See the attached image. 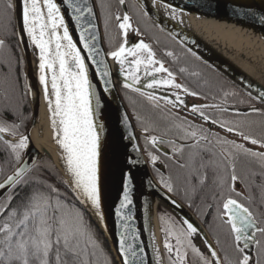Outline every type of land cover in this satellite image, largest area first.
Here are the masks:
<instances>
[{"label":"snow or ice","instance_id":"6c2138e0","mask_svg":"<svg viewBox=\"0 0 264 264\" xmlns=\"http://www.w3.org/2000/svg\"><path fill=\"white\" fill-rule=\"evenodd\" d=\"M156 2L153 0V4ZM63 3L76 23L78 40L70 32L56 0H16L15 4L8 0L5 6L8 26L12 19L9 13L18 8L22 28L0 37V49L7 48L10 39L18 38V43L24 44L27 37L25 47L31 48L36 58L37 81L63 176L50 166V160L42 162L38 154H33L31 138L21 130L27 119L20 110L22 98L30 95L35 101L39 95L29 82V76L21 73L25 83L21 87L19 77L14 84L9 83L5 91L9 103L0 107V264H116V261L147 264L146 247L131 223L134 202L130 170L125 172L121 168V187L113 205L117 227L116 260L105 255L99 231L90 218L94 216L106 230L103 210L105 124L98 89L110 93L115 88L107 59L118 66L117 75L122 78L124 89L144 96L152 108L165 113L167 131L174 130L176 138L165 141L151 135L145 143L153 147L167 144L171 148L170 158H175L176 166L186 173L182 189L171 177L167 180L160 177L165 196L179 208L181 205L172 197L183 192L182 198L202 217L215 241L214 244L209 240V235L190 217L177 220L167 213L161 214L164 251L161 253L155 246L153 237L154 264H165L166 260L167 264H264V211L258 212L252 207L254 185L264 192V183L256 185L257 176L264 180V151L246 147L250 144L264 149V134H254L257 126L264 128V108L252 103L259 101L264 105V89L255 96L249 91L247 97L237 99L242 93L221 85L218 103L189 105L185 97L205 100L209 97L176 83L175 73L157 58L149 43L139 40L129 45V32L137 36L142 33L139 27H133L127 10L107 13L106 32L109 21H113L118 33L117 37L109 39L105 52L93 23L96 17L89 0H63ZM117 3L121 9L126 6V0H117ZM242 7L235 6L233 11L253 15L243 13ZM167 8L171 18L176 19V9L171 5ZM141 11L144 16L149 15L147 8ZM85 14L88 21L82 24ZM256 20L264 27V14ZM165 55L172 57L174 53L168 51ZM16 62L23 67L22 56ZM247 87L251 89L252 85ZM155 90L167 94L158 96ZM10 93L20 95L21 104H11ZM216 99L212 97L213 101ZM229 100L234 103L229 105ZM246 103V109L239 107ZM162 104L176 109V113L162 108ZM182 111L187 114L181 116ZM189 115L192 120L188 119ZM253 115L262 119H251ZM194 120L202 123H193ZM127 121L125 115L122 122L126 127ZM213 127L218 131H212ZM143 130L148 132L149 127ZM221 132L239 137L244 143L228 139ZM122 138L131 142L133 136L129 132ZM133 150L138 151L135 146ZM148 155L155 164L158 157L151 152ZM242 158L257 164L259 173L254 170L245 175L238 173L237 165ZM123 163L135 165L138 161L128 158ZM209 170L212 172V203L207 204L206 213H202L189 193L194 196L208 183ZM207 215L213 217L211 222ZM196 237L202 238L204 249L197 246Z\"/></svg>","mask_w":264,"mask_h":264},{"label":"water","instance_id":"95a60500","mask_svg":"<svg viewBox=\"0 0 264 264\" xmlns=\"http://www.w3.org/2000/svg\"><path fill=\"white\" fill-rule=\"evenodd\" d=\"M132 1L140 10L147 8L149 15L146 17L163 33L168 35L189 53H195V57H199L198 60L219 73L246 95H248L249 91H251L255 96L259 90L264 89V75L262 76V70H264V27H262L256 20L257 16L264 14V0H157L156 3L162 6L167 7V5H171L176 9L177 13L195 17H209L212 19L222 20L226 23L233 24L236 27L248 31L252 35H255L259 41L261 40V45L257 43L256 45H243L240 47H235L228 40H225L227 42H224L222 38H220L221 40L214 39L213 35L212 38L208 40L206 37H203L202 34L196 33L194 30L190 29V27L182 24L177 19H172L170 16L157 10V7L152 3L153 0H140L139 4H137V0ZM15 2L16 0H13L14 4ZM56 2L60 5L62 12L65 15L66 23L68 24L74 39L78 40L79 37L76 23L71 18L70 10L67 9V6L63 3V0H56ZM89 4L93 8L96 17L93 23L96 25V30L98 31V36L101 40V47L103 51L106 52L107 49L103 40V32L96 2L95 0H89ZM235 6H243L241 9L243 13L251 12L253 15L236 14L233 11ZM124 10H127L126 6L124 9H122V11ZM13 15L15 30H19L22 28V23L19 18L18 8H16V10L13 12ZM87 21L88 17L87 14H85V18L81 21V23L86 24ZM133 27H136L134 23ZM139 40H144V42H146L141 35L137 36L135 32H129V45L136 43ZM26 44L27 37H24V44H20V47L24 58L26 74L29 76V82L32 84L34 90L39 93V84L37 81L36 70L32 65L30 48H26ZM106 62L108 63L109 69L113 74L111 78L115 83V88L110 93H103L101 89H98V94L102 95L101 116L103 118L102 122L105 124V174L103 181V210L107 219L106 230L101 227L99 222L93 216H91V218L107 242L114 260H116L115 249L117 227L115 223L116 217L114 215L113 205L117 201V196L121 187V168H123L125 172L130 170L132 176L134 202L132 209L134 219L131 223L133 227L140 233L141 241L146 247L147 264H154V254L152 251L153 237L155 246L160 249L161 253H163L157 213V208L159 206L165 209L170 215L176 217L177 220L182 219L184 216L190 217L201 227V229H203L206 234L208 233L203 224L175 196L172 198L175 199L177 204L181 205V207L177 208L167 200L165 196V189L160 186V184L153 177L144 156L137 129L132 121L131 115L120 92V88L123 87L121 86L122 78L118 77L117 75L118 66H113L110 59H107ZM165 67H167L166 64ZM160 75L164 76L166 74ZM178 79L179 78L175 76V81ZM248 84L252 85L251 89L247 87ZM155 91L158 96L167 94L163 92V90ZM185 99L189 105L193 103L199 104L200 102V98L191 96L185 97ZM39 100L40 99L38 95L37 99L33 101V117L26 132L29 137L38 120L40 104ZM170 109L176 112V109ZM186 114V111H182L180 113V115L183 116ZM125 115L128 117L127 127L125 123L122 122ZM188 118L192 119L190 115ZM194 121L202 123L199 120ZM216 130L218 131V129ZM129 132H131L133 136L131 142L122 138L127 136ZM133 146H135L138 151H134ZM31 151L34 155L38 154V159L46 156L56 168L53 161L47 154L43 152H35L32 149V146ZM128 158L137 160L138 163L135 165H127L126 163H123ZM56 170L58 171L57 168ZM147 197L155 202L153 216L148 211L146 200ZM151 216L157 224L156 232H154L153 229V221ZM209 240H212L210 236ZM195 243L201 249H204L201 237H196ZM116 264H119V261H116Z\"/></svg>","mask_w":264,"mask_h":264},{"label":"trees","instance_id":"16d2710c","mask_svg":"<svg viewBox=\"0 0 264 264\" xmlns=\"http://www.w3.org/2000/svg\"><path fill=\"white\" fill-rule=\"evenodd\" d=\"M131 1V0H130ZM100 18H101V27L103 32V40L108 50L109 47V39L112 37H117L118 30L115 27V23L113 21H109L107 25V32L105 29V19L107 18V13L110 11L111 13H115V5L114 0H96ZM103 6V7H102ZM129 14L132 16L133 23L136 27H139L142 33V37L145 39L146 43H149L152 48L160 53L171 51L174 53L172 57L165 56V61L167 62L168 68H170L176 75L180 77V80L191 90L201 93V95H207L209 99H200L202 104L206 103H213L219 102V98L222 95L221 93V85H225L227 88L233 91H237L242 93V96H238L237 99H242L247 97L244 92L239 90L237 87L232 85L227 79L221 76L219 73L202 63L198 60L195 56L191 53L186 51L180 45H178L173 39H171L168 35L163 33L159 28H157L146 16L143 15L142 11L134 4L133 1L130 2L129 6ZM184 69V72H181L180 69ZM193 73H198V75H193ZM121 95L124 99V102L127 106V109L131 115L132 121L136 127V129H143L145 126L149 127V133L153 132H167L168 137H176V132L167 131L168 129V119L165 118V113L160 110H156L152 108V106L148 103L144 96L130 90L120 88ZM215 96L217 99L215 101L212 100V97ZM227 103L230 105L234 103V101L229 100ZM252 103L257 108H264V105H261L257 101H252ZM162 108L171 111L173 114V110L165 105H161ZM241 109H246L248 104L239 105ZM183 116V115H181ZM189 120H192L188 118ZM251 119L254 120H261L262 118L258 115H253ZM193 123L200 124L199 122L192 121ZM255 135L259 136L264 134V128L257 126L255 129ZM228 137V135H226ZM229 138V137H228ZM234 139V137H230ZM146 139L141 140L140 144L142 147H150V143H145ZM249 147V144H246ZM257 147V146H256ZM257 151H264V149H259L257 147ZM185 156H187V151L185 152ZM42 162H47L49 159L46 156L40 158ZM50 166L56 170L53 164L50 161ZM250 170H254L259 173L260 169L257 164L250 163L249 160L242 158L237 165V171L241 175H245ZM57 171V170H56ZM58 172V171H57ZM185 170L179 169L176 166L175 158L168 157L165 164H164V178L167 180L171 177L174 181H176L177 187L182 189L184 187V176ZM209 180L208 183L202 188L198 189L197 193L193 196L189 193L192 200L194 201L195 205L199 207L202 213H206L207 211V204L212 203L211 193L213 192V185H212V172L209 170ZM2 178V177H0ZM264 183L259 176L256 177V185ZM184 193L181 192L180 196H175L181 203L188 207V203L183 199ZM252 195L254 197V203L252 205L253 209L256 211H264V206H261V201L264 200V192L261 191L260 187L255 186L253 187ZM188 209H190L188 207ZM195 216L199 219V221L203 224L204 228L206 229L207 233L209 234L210 238L212 239L213 243L215 241L211 234L209 233L208 227L202 222V217L197 215L196 211L190 209ZM91 218V217H90ZM207 220L209 222L212 221L213 217L211 215H207ZM92 219V218H91ZM93 224L95 225L96 229L99 231L98 227L92 220ZM100 240L103 246V249L106 250L105 255H110L111 258L114 260V257L110 251V248L105 241L103 235L99 231ZM223 239V237H221ZM167 264V261H166Z\"/></svg>","mask_w":264,"mask_h":264},{"label":"flooded vegetation","instance_id":"af4514ba","mask_svg":"<svg viewBox=\"0 0 264 264\" xmlns=\"http://www.w3.org/2000/svg\"><path fill=\"white\" fill-rule=\"evenodd\" d=\"M131 1L130 0H126V9H127L128 12H129V6H130V2ZM7 2H8V0H0V37H4L6 32H8V31L15 30L13 12L9 13V15H11V17H12L10 27L8 26V21H7L6 17H5V15H4L5 6H6ZM114 5H115V8H116L115 13L117 11H122V9L120 8V6L117 3V0H114ZM9 49H13L14 51L10 52ZM165 53L166 52H163V53H160V54L162 56V59H163L164 63L166 64V61L164 60L165 59ZM21 56L23 57V54H22V51H21L20 44L18 43V38L10 39L8 41V47L5 48V49H0V66H2V67H0V107H3L6 103H9V101H7L5 99V91H6V89L9 88V83L14 84L17 81L18 77H19V85L21 87L25 83V81L23 79V76L21 75V73H26L25 63L23 64V67L20 68L17 65V62H16L17 58H19ZM35 70H36V68H35ZM36 75H37V72H36ZM175 76L177 77V75H175ZM10 95L12 96L11 104H13V105L21 104V96L20 95L12 94V93H10ZM22 99H23V103H22V107H21L20 110L22 111L23 116L27 117V119L24 121V126H23V128L21 130L26 133L27 129H28V127H29V125H30V123L32 121V117H33V100L31 101L30 95L26 96V97H23ZM36 124H37V122H36ZM36 124H35V126H36ZM204 127H208V126L204 125ZM143 129H140V128L138 129V131H139V141H140V139L141 140L147 139L151 135H156L159 138H163L165 141L172 140V139L176 138V137H168L165 134V132L161 133L159 131L156 132V133L153 132V133L150 134L149 133L150 131L149 132H145ZM212 131H217V130H216V128H212ZM254 134H256L255 131H254ZM221 135H226V133L221 132ZM228 137H227L228 139H232L230 137H234V136L228 135ZM234 138L237 140V142L244 143L239 138H237V137H234ZM238 140H240V141H238ZM249 147L253 148V150L257 151V147L256 146H252V145L249 144ZM142 149L144 151L143 153H145L144 156L146 158V161L148 163L149 169H150L153 177L160 184V186H162L161 181H160V177L163 176V178H164V164H165L167 158L171 157V148L167 144H163V145H159L158 147H153L152 145L150 147H148V148L147 147H142ZM150 152L153 155H156L158 157V159L155 162V164H153L150 161V159H149V155L148 154ZM166 153H167V155H166ZM194 216H195V214H194Z\"/></svg>","mask_w":264,"mask_h":264},{"label":"bare ground","instance_id":"6f19581e","mask_svg":"<svg viewBox=\"0 0 264 264\" xmlns=\"http://www.w3.org/2000/svg\"><path fill=\"white\" fill-rule=\"evenodd\" d=\"M154 5L157 7L156 8L157 10L171 17V13L167 7L162 6L158 3H155ZM175 15H176V19L179 22H181L184 25H187L188 27H190V29L194 30L196 33L202 34V36L206 37L208 40L211 39L213 35L214 39L222 38L224 42H227L225 40H228L235 47L237 46L240 47L243 45L251 46V45H256L257 43L261 45L260 42L261 40L259 41L255 35H252L248 31L236 27L233 24L226 23L225 21L212 19L209 17H195L177 12L175 13ZM30 52L32 58V65L36 68V58L31 48H30ZM110 61L113 66L116 65L111 59ZM263 75H264V70H262V76ZM30 98L32 101L33 100L32 96H30ZM39 99H40L39 100L40 104H39V115H38L37 124L30 133L31 144H32L31 146L35 152L37 153L43 152L47 154L53 161L54 165L56 166L60 174L63 176L60 162L58 160L57 148L51 139L52 132L47 118L46 106L43 100V94L40 92V86H39ZM146 200H147L148 211L153 216L155 209V202L150 200L149 197H147ZM151 219L153 221L154 232H156V225H157L156 221L153 219V217Z\"/></svg>","mask_w":264,"mask_h":264},{"label":"rangeland","instance_id":"374dc122","mask_svg":"<svg viewBox=\"0 0 264 264\" xmlns=\"http://www.w3.org/2000/svg\"><path fill=\"white\" fill-rule=\"evenodd\" d=\"M98 1V0H97ZM95 2H96V0H95ZM96 6H97V10H98V13H99V9H98V5H97V2H96ZM99 18H100V13H99ZM100 22H101V18H100ZM155 52H156V54H157V56H158V58L159 59H162V56H161V54H160V52H158V51H156L155 50ZM166 56V55H165ZM163 60V59H162ZM167 63V62H166ZM168 67V66H167ZM170 69V68H169ZM171 70V69H170ZM172 71V70H171ZM176 75V74H175ZM177 78H179L178 80H176L175 82L176 83H181V84H183L182 83V81L180 80V77L177 75ZM199 104H202V102H199ZM237 138H239V137H237ZM235 139V138H234ZM238 141H240V140H238ZM242 141V140H241ZM144 152V151H143ZM145 154V153H144ZM157 213H158V220H159V216L161 215V214H164V213H167L168 215H170L165 209H163L162 207H158L157 208ZM159 227H160V233H161V247H162V252L164 251V249H163V240H164V235H163V232L161 231V227H162V225H161V222H160V220H159ZM167 261V260H166ZM166 261H165V263H166Z\"/></svg>","mask_w":264,"mask_h":264}]
</instances>
